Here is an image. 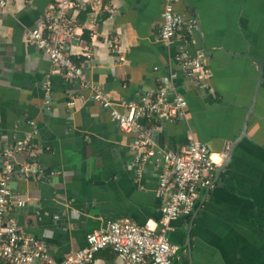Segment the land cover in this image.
Listing matches in <instances>:
<instances>
[{
    "label": "crops",
    "instance_id": "0c3cea01",
    "mask_svg": "<svg viewBox=\"0 0 264 264\" xmlns=\"http://www.w3.org/2000/svg\"><path fill=\"white\" fill-rule=\"evenodd\" d=\"M6 1L0 10V150L34 118V159L43 173L40 180L12 177L9 185L25 205L9 214L56 260L82 247L108 219L158 228L162 166L149 160L137 172L134 134L87 97L68 106L69 92L90 91L62 72L51 73L49 109L43 103L42 84L52 67L26 41L25 30L54 13L56 0ZM71 1L77 6L63 21L71 31L67 52L91 85L112 98L134 99L153 89L157 77L175 68L173 55L185 44L205 50L209 88L183 74L174 82L187 100L185 115L141 119L160 148L178 152L193 137L212 152H226L214 185L199 189L191 213L170 223L167 237L178 246L173 261L264 264V0L177 1V11L197 17L199 31L188 40L177 37L170 47L157 40L161 0ZM108 39L116 41L115 52ZM23 159L16 156L18 163ZM93 264L122 263L106 247Z\"/></svg>",
    "mask_w": 264,
    "mask_h": 264
},
{
    "label": "built area",
    "instance_id": "2783aa9c",
    "mask_svg": "<svg viewBox=\"0 0 264 264\" xmlns=\"http://www.w3.org/2000/svg\"><path fill=\"white\" fill-rule=\"evenodd\" d=\"M177 1L185 0H161L157 40L166 47L172 46L177 37L188 40L199 31L197 17L177 11L174 8ZM6 3V0H0V10H4ZM76 6L71 0H56L54 13L47 12L40 24L25 30L26 41L46 56L52 67L42 84L43 103L49 109L51 73L62 72L66 78L77 81L80 87L90 91L86 96L82 91L69 92L68 106L74 105L78 98L87 97L107 109L110 118L123 132L134 134L135 141L130 148L137 172L149 160L162 166L157 179V192L162 197L159 225L155 228L148 223L108 219L101 228L86 235L82 247L66 252L58 260L51 256L40 241L24 233L16 218L9 214L13 208L25 205V199L14 194L9 185L12 177L18 175L40 180L43 176L34 159L38 148L34 140L36 122L34 118H27L29 129L21 137L13 136L12 141L0 150V263L93 264L94 254L108 247L115 251L122 264H174L173 256L178 246L167 237L170 223L180 215L191 213L199 197V189L214 185V175L226 152H212L193 137L178 152L160 148L152 139V129L141 119L154 120L164 115L174 120L185 115L187 100L174 82L183 74L196 86L209 88L205 82L209 75L205 66V50L198 47L191 51L185 44L173 55L175 68L165 77H157L153 89L137 92L134 99L112 98L101 87L91 85L81 65L67 52L71 31L65 28L63 21L66 20V11ZM109 11L112 12V8ZM107 45L112 52L118 48L114 39H108ZM90 54L89 49L84 52L87 58ZM19 154H23L24 159L18 163L16 156ZM53 217L57 218V215Z\"/></svg>",
    "mask_w": 264,
    "mask_h": 264
}]
</instances>
